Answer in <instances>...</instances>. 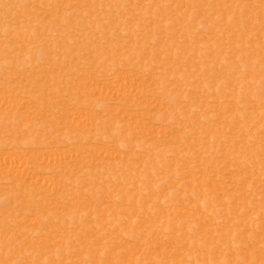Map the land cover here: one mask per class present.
I'll return each mask as SVG.
<instances>
[{"label":"rangeland","instance_id":"1","mask_svg":"<svg viewBox=\"0 0 264 264\" xmlns=\"http://www.w3.org/2000/svg\"><path fill=\"white\" fill-rule=\"evenodd\" d=\"M0 264H264V0H0Z\"/></svg>","mask_w":264,"mask_h":264}]
</instances>
